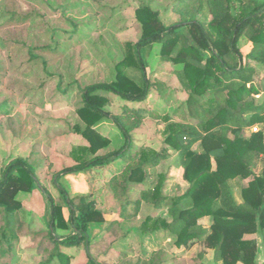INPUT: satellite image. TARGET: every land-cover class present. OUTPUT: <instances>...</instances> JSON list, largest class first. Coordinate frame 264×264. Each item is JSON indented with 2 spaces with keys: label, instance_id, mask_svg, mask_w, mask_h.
I'll list each match as a JSON object with an SVG mask.
<instances>
[{
  "label": "trees",
  "instance_id": "obj_1",
  "mask_svg": "<svg viewBox=\"0 0 264 264\" xmlns=\"http://www.w3.org/2000/svg\"><path fill=\"white\" fill-rule=\"evenodd\" d=\"M174 10L181 21L166 25L157 10L140 5L136 18L142 34L137 42L125 43L114 79L81 88L83 105L78 112L85 126H78V131L86 144L72 151L74 164L54 175L68 205L67 217L62 205L40 184L27 159H15L6 167L0 181L4 213L0 245H10V238L17 236V223V228L22 226L18 194L38 187L51 205V257L70 264V257L60 247L84 246L88 263L100 264L89 251V225L103 222L104 213L90 196H71L58 180L122 160L125 166L117 176V187L127 188L130 183H143L147 170L167 157L168 149L133 152L132 132L148 114L134 105L145 101L153 87L144 51L160 44L161 58L182 66L181 82L187 91L182 120L165 119V142L178 153L187 188L170 198L162 195L160 184L152 191L142 189V197L123 202L122 211L140 208L142 201L165 202L171 219L148 215L139 227L142 233L167 230L178 248L199 242L213 250L216 262L258 264L259 241L248 236L260 234L264 251V76L256 80L255 69L244 63L239 42L248 37L253 44L248 57L264 66V0H176ZM111 95L125 102L118 114L106 109L112 104ZM104 119L113 122L123 135L122 147L112 148L110 140L96 130ZM256 124L261 125L258 131L245 133ZM196 143H200V151L193 148ZM237 182L243 200L240 204L232 192ZM204 217L212 219L208 229L199 223ZM58 227H72L73 231L59 238L54 235ZM154 256L131 264H164L160 255Z\"/></svg>",
  "mask_w": 264,
  "mask_h": 264
},
{
  "label": "rangeland",
  "instance_id": "obj_2",
  "mask_svg": "<svg viewBox=\"0 0 264 264\" xmlns=\"http://www.w3.org/2000/svg\"><path fill=\"white\" fill-rule=\"evenodd\" d=\"M175 2L0 0V181L11 161L27 159L40 184L62 205L67 217L68 205L55 185L54 175L74 164L72 151L86 144L78 131V126H85L78 112L83 105L81 88L114 79L115 65L125 54V43L137 42L142 34L136 18L140 5H150L166 25H171L181 21V15L174 10ZM239 44L244 63L255 69L258 80L264 76V66L248 57L252 42L243 36ZM144 54L153 87L145 101L134 105L148 114L132 132L133 152L137 155L143 148L168 149L167 157L147 170L143 183H128L127 188L117 187V176L125 166L122 160L60 177L58 182L71 196H90L104 213L103 222L89 225V251L100 264H131L155 254L165 260L164 264H222L214 260L213 250L199 242L178 248L167 230L149 233L139 230L148 215L171 219L165 202L154 205L152 200L142 201L140 208L122 211L123 202L142 197V189L152 191L160 184L162 195L170 198L187 188L178 153L165 142V119L180 122L186 114L182 66L163 60L160 44L148 47ZM111 101L106 109L120 113L125 102L113 95ZM95 128L110 140L112 148L124 145L123 135L110 120H102ZM254 128L258 131L261 125L246 129L245 133L254 132ZM193 148L200 151V143ZM255 170L259 172V167ZM238 183L232 188L236 202L241 198ZM17 198L22 204L19 213L22 226L17 228V223V236L10 238V245L6 242L0 245V264H60L51 257L49 198L38 187L20 192ZM3 217L0 207V240ZM199 223L208 229L212 219L205 217ZM72 231V227H58L54 235L63 238ZM60 249L70 257V264H89L84 246ZM263 261L260 256V262Z\"/></svg>",
  "mask_w": 264,
  "mask_h": 264
},
{
  "label": "crops",
  "instance_id": "obj_3",
  "mask_svg": "<svg viewBox=\"0 0 264 264\" xmlns=\"http://www.w3.org/2000/svg\"><path fill=\"white\" fill-rule=\"evenodd\" d=\"M242 201L243 200H242V197H241L240 198V202H236V203L240 204V203H242ZM248 237L249 238H257L258 239L259 244H258L257 262H258V264H264V261L260 262V256H262L264 258V251H263V247H262V243H261V239H262L261 235L260 234H254V235H251V236H248Z\"/></svg>",
  "mask_w": 264,
  "mask_h": 264
},
{
  "label": "built area",
  "instance_id": "obj_4",
  "mask_svg": "<svg viewBox=\"0 0 264 264\" xmlns=\"http://www.w3.org/2000/svg\"><path fill=\"white\" fill-rule=\"evenodd\" d=\"M255 129V131L257 130V128H254Z\"/></svg>",
  "mask_w": 264,
  "mask_h": 264
}]
</instances>
